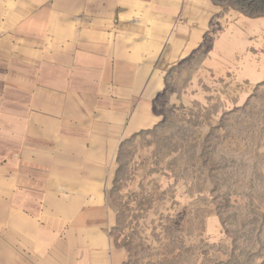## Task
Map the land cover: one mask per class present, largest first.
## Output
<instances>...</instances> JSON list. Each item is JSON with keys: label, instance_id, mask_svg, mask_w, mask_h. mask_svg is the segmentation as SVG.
I'll list each match as a JSON object with an SVG mask.
<instances>
[{"label": "rangeland", "instance_id": "obj_1", "mask_svg": "<svg viewBox=\"0 0 264 264\" xmlns=\"http://www.w3.org/2000/svg\"><path fill=\"white\" fill-rule=\"evenodd\" d=\"M210 1L218 12L201 40L189 52L156 61L163 88L150 109L139 110L122 139L101 140L94 151L106 170L108 233L122 264H264V14L248 16L233 0ZM67 3L0 0V46L22 35L23 24L41 22L46 31L50 10L68 11ZM4 63L0 215L12 178L7 150L23 135L14 132L19 119ZM88 101L92 109L81 113L94 109L99 118L106 112L100 101ZM77 141L48 147L57 164H87L92 140ZM40 143L46 148L49 141ZM15 160L21 162L16 171L23 169L21 156Z\"/></svg>", "mask_w": 264, "mask_h": 264}, {"label": "crops", "instance_id": "obj_2", "mask_svg": "<svg viewBox=\"0 0 264 264\" xmlns=\"http://www.w3.org/2000/svg\"><path fill=\"white\" fill-rule=\"evenodd\" d=\"M65 7L50 10L53 34L41 22L23 24L22 35L0 46L19 119L14 132H23L7 150L12 178L0 215V264L123 263L109 238L106 170L94 151L101 140L122 139L139 110L150 109L163 88L156 61L189 52L218 12L210 0H70ZM94 98L107 109L99 118L94 109L80 112ZM64 139L92 140L86 165L55 162L48 147Z\"/></svg>", "mask_w": 264, "mask_h": 264}, {"label": "trees", "instance_id": "obj_3", "mask_svg": "<svg viewBox=\"0 0 264 264\" xmlns=\"http://www.w3.org/2000/svg\"><path fill=\"white\" fill-rule=\"evenodd\" d=\"M233 2L232 6H236L248 16L256 17L264 14V0H233Z\"/></svg>", "mask_w": 264, "mask_h": 264}]
</instances>
